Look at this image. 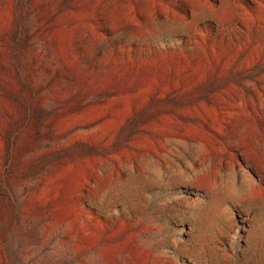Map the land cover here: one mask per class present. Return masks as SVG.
<instances>
[{
    "label": "rangeland",
    "instance_id": "obj_1",
    "mask_svg": "<svg viewBox=\"0 0 264 264\" xmlns=\"http://www.w3.org/2000/svg\"><path fill=\"white\" fill-rule=\"evenodd\" d=\"M0 264H264V0H0Z\"/></svg>",
    "mask_w": 264,
    "mask_h": 264
}]
</instances>
